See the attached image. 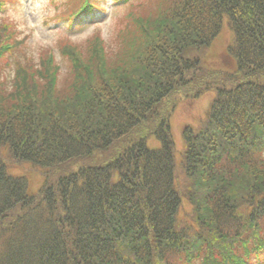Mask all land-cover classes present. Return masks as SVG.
<instances>
[{
  "label": "trees",
  "instance_id": "1",
  "mask_svg": "<svg viewBox=\"0 0 264 264\" xmlns=\"http://www.w3.org/2000/svg\"><path fill=\"white\" fill-rule=\"evenodd\" d=\"M111 1L115 35L66 37L62 79L0 24V264H264V0ZM225 20L234 71L204 63ZM207 92L177 151L176 108Z\"/></svg>",
  "mask_w": 264,
  "mask_h": 264
},
{
  "label": "rangeland",
  "instance_id": "2",
  "mask_svg": "<svg viewBox=\"0 0 264 264\" xmlns=\"http://www.w3.org/2000/svg\"><path fill=\"white\" fill-rule=\"evenodd\" d=\"M60 2L61 0H16L13 3L10 2L0 12V24L5 19L7 23L11 24L9 30L14 33V38L16 36V39L20 40L25 37L23 43L16 49L20 51L26 50L27 57L33 58L35 62L43 51L51 48L56 62L61 66L59 78L62 79L65 72V62L61 57L59 46L68 40L79 43L87 36H90L96 29L101 30V36L104 38L113 37L116 33V29H113L114 22L115 20L118 22V18L122 17L123 14L125 15L123 11L127 9V6L115 8L112 7L111 0L100 2L105 7V10L102 13L99 12V17L89 18L87 15L90 13L86 14L80 20L79 26L70 27L65 21L55 19L58 10L54 3L58 4ZM137 3L138 1H135L132 5ZM226 22L225 20L223 30L213 42L211 53L205 58L204 63L206 66L215 69L221 68L234 71L235 64L226 54V48L231 39V33ZM66 37L69 39L67 40ZM1 71L6 74L9 69L3 68ZM211 96L210 92L204 93L199 98L185 101L176 108L171 119V131L177 151L181 149L182 144L181 129L186 124L195 125L197 120L204 116ZM147 145L150 148H155L158 146V142L150 138ZM262 155H264V152ZM10 172L17 176L23 174L30 176L32 174V170L28 166H25V169L15 166L11 168ZM30 179V191L34 192L41 185L42 177L34 173Z\"/></svg>",
  "mask_w": 264,
  "mask_h": 264
}]
</instances>
